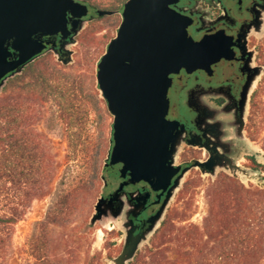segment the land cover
<instances>
[{
	"label": "rangeland",
	"instance_id": "374dc122",
	"mask_svg": "<svg viewBox=\"0 0 264 264\" xmlns=\"http://www.w3.org/2000/svg\"><path fill=\"white\" fill-rule=\"evenodd\" d=\"M117 18L106 17L94 24V30L83 35L82 43L77 46L76 63L63 65L52 56L43 57L25 74L10 80L1 92L0 96L4 97L15 94L19 98L20 109L31 113L30 119L21 124L19 136H24V133L31 136L36 147V159L47 169V172L39 174L37 195L21 207L23 214L15 225L6 264H36L37 248L54 258H69L70 264H87L93 257L100 259L101 264H112L109 258L122 252L126 235L119 232L125 229L121 219L111 217L91 223L98 199L107 192L102 173L78 193L68 223L60 226L49 223L61 189L88 171V158L81 149L92 146L100 135L105 145L110 144L114 117L102 97L97 66L116 34L113 22ZM261 77L260 93L253 101L248 124L247 135L254 144L251 148L242 144L236 158L238 165L245 168H250L249 157L264 163V72ZM28 107L30 109L27 110ZM69 115L73 118H68ZM103 158L106 162L107 156ZM52 161L55 162L57 176L50 182L48 168L51 169ZM222 170H218L216 177L210 174L203 176L199 171L187 173L181 191L169 205L171 210L166 217L170 223L168 234L181 225L193 223L203 226L213 209L217 193L241 200L242 181L229 177L224 170L227 175H219ZM250 174L254 175L252 171ZM105 175L109 180L108 174ZM244 179L254 192L263 186L257 176ZM4 182L5 188L10 189L11 184ZM9 206L8 195L5 194L0 202V212L4 213ZM161 225L162 222L159 227ZM150 243H145L140 250L147 258L150 257L147 248ZM164 249V255L173 264H200L196 261L195 247L182 250L171 242L165 244ZM221 249L220 239L214 240L206 253L214 258L222 252ZM185 251L191 255L186 256ZM234 253L237 258L241 257L240 250H234ZM253 257L264 264V245Z\"/></svg>",
	"mask_w": 264,
	"mask_h": 264
},
{
	"label": "water",
	"instance_id": "95a60500",
	"mask_svg": "<svg viewBox=\"0 0 264 264\" xmlns=\"http://www.w3.org/2000/svg\"><path fill=\"white\" fill-rule=\"evenodd\" d=\"M171 1L179 0H128L116 36L98 63V85L114 117L104 169L111 173L128 169L130 178L107 197L101 195L92 224L121 214L125 205L121 192L133 177L148 178L154 185L159 182L167 188L180 171L176 164L184 139L168 118L174 69L184 68L191 73L206 68L214 52L208 38L196 42L187 33L190 21L167 6ZM83 9L87 7L75 0H0V95L7 81L21 74L47 47L43 37L59 32L68 34L69 13L72 18L81 17L86 14L85 10L81 12ZM256 80L250 81L246 106ZM246 116L247 108L241 136L243 144L251 148L254 140L247 135ZM204 165L208 170H202L203 176L216 177L222 168L247 187L250 185L245 177L257 176L261 181L259 172L238 165L237 160L216 164L210 160ZM189 170L185 169L175 180L160 211L151 219L149 229L136 237L127 234L122 252L109 258V263L131 264L142 246L150 243ZM102 179L106 186L107 176L102 175Z\"/></svg>",
	"mask_w": 264,
	"mask_h": 264
},
{
	"label": "flooded vegetation",
	"instance_id": "af4514ba",
	"mask_svg": "<svg viewBox=\"0 0 264 264\" xmlns=\"http://www.w3.org/2000/svg\"><path fill=\"white\" fill-rule=\"evenodd\" d=\"M75 1L87 7L81 10H85L86 14L72 18L69 13L70 32L66 35L63 32L45 35L43 39L47 47L31 63L46 56H52L63 65L76 63L77 46L82 43L86 32L94 30L95 23L117 16L113 22L117 33L128 0ZM167 6L186 16L190 21L187 33L196 42L208 38L214 53L206 68H197L191 73L184 68L174 69L168 118L184 139L176 164L180 171L167 188L159 182L154 185L152 180L140 176L133 177V181L125 186L121 192L125 205L117 216L125 228L119 231L122 236L123 233L126 235L123 244L127 234L136 237L149 229L151 219L160 211L175 180L185 169H190L188 175L194 171L202 174L203 169L208 170L204 163L210 160L215 164L236 160L243 144V115L247 108L245 128L249 134L250 109L260 93L263 80L264 0H179L168 2ZM256 78L246 106V92L251 79ZM107 172L110 178L104 197L115 192L121 183L130 178L128 169L119 173L106 169L103 175ZM221 174L226 173L222 170ZM114 208L116 212L117 205ZM170 210L171 206L164 220Z\"/></svg>",
	"mask_w": 264,
	"mask_h": 264
},
{
	"label": "trees",
	"instance_id": "16d2710c",
	"mask_svg": "<svg viewBox=\"0 0 264 264\" xmlns=\"http://www.w3.org/2000/svg\"><path fill=\"white\" fill-rule=\"evenodd\" d=\"M34 63L28 64L21 74L10 78L7 83L25 74ZM19 106V98L15 94L0 96V202L2 196L6 194L10 205L4 213L0 212V264H6L15 225L23 214L21 207L37 195L39 174L47 172L46 165L38 158L36 159V147L32 144L31 136L28 133L19 136L21 124L31 117L29 111H22ZM68 118H73V115H69ZM109 148L110 144L105 145L103 136L100 135L98 141L93 142L92 146L88 145L81 149L88 158L87 174L77 177L67 188L61 189L49 223L60 226L70 221L74 200L78 193L87 186L89 181L95 180L106 170L103 157L107 156ZM249 161L248 166L253 171L259 172L261 177L263 186L258 191L254 192L242 183L240 201L233 200L231 195L223 196L217 193L213 200V209L203 226L193 223L181 225L168 234L170 223L168 219H165L147 247L150 257L143 256L139 251L131 264H173L164 255L165 244L171 242L177 244L182 250L189 246L195 247L196 261L200 264H263L255 259L253 254L264 245V163H260L255 157H249ZM56 176L55 162L52 161L51 169L48 168V179L51 182ZM3 181L10 183L11 188L6 189ZM62 184L65 183L62 182ZM219 239L222 252L211 258L206 250L210 248L214 240ZM234 250L242 252L240 258H237ZM35 251H37L36 264L71 263L69 258H54L42 253L39 248ZM185 252L186 256L191 255V252ZM87 264L101 263L100 259L93 257Z\"/></svg>",
	"mask_w": 264,
	"mask_h": 264
}]
</instances>
